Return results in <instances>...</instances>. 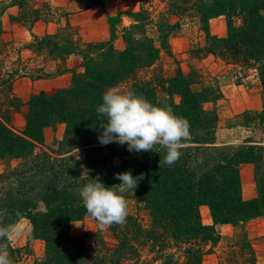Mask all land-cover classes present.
I'll return each instance as SVG.
<instances>
[{"label": "trees", "instance_id": "trees-1", "mask_svg": "<svg viewBox=\"0 0 264 264\" xmlns=\"http://www.w3.org/2000/svg\"><path fill=\"white\" fill-rule=\"evenodd\" d=\"M88 2L104 9L103 0ZM37 12L31 11L34 20L41 17ZM104 12L110 27L107 39L83 41L68 27L33 36L31 46L38 52L61 60L73 54L81 57L79 69L65 68L72 73L68 86L32 94L23 102L11 92L9 79L0 78V162L5 165L0 172L5 190L0 224L15 225L21 217L29 220L32 237L44 242V253L34 264H201L208 252L205 246H214L220 238L214 224L236 225L264 215V145H213L218 116L206 105L222 96L217 80H205L194 68L184 72L178 66L167 74L156 65L161 51L171 54L168 36L177 27L172 18L187 19L205 33L203 50L254 68L264 80V0H140L137 9L126 12L128 25L121 24L120 11ZM218 16L226 18L224 36L209 31V21ZM21 20L26 21L25 16ZM120 83L153 103L170 105L190 122L182 155L171 167H159L165 155L159 146L158 152H138L117 165L112 156L134 151L125 149L127 144L99 142V122L104 118L96 109L103 93ZM23 105L24 127L16 130L11 117ZM240 115L264 127V106ZM60 122L66 125V142L86 146L83 164L69 156L35 152V144L43 141V128ZM243 163L252 164L254 172L256 197L249 200L241 197ZM129 169L134 176L144 173L134 193H126L144 205L148 223L129 212L123 227L108 228L113 245L99 234L93 241L71 234V222L86 213L79 190L87 181L81 173L88 171L89 179L99 176L111 186L120 183L116 173ZM201 205L209 208L212 225L201 222ZM237 243L241 253L234 251L232 256L245 254L247 264H258L244 234ZM8 248L13 260L20 249L9 242ZM238 256L229 263L238 262Z\"/></svg>", "mask_w": 264, "mask_h": 264}, {"label": "rangeland", "instance_id": "rangeland-1", "mask_svg": "<svg viewBox=\"0 0 264 264\" xmlns=\"http://www.w3.org/2000/svg\"><path fill=\"white\" fill-rule=\"evenodd\" d=\"M105 2L103 0L104 9L96 6V12H83L78 15L77 24L74 22V25H71L69 18L74 19L73 13L92 6L88 0H0V74L3 75L0 78L9 79L11 92L25 102L32 94L50 93L57 88L68 86L72 73L65 68H78L81 62V57L76 54L61 60L52 58L46 51L38 52L31 46L34 35L43 36L68 27L83 41L107 39L110 27L104 10L112 15L120 11L121 24L128 25L131 20L126 12L135 10L140 5V0ZM34 8L41 14L36 20L31 15ZM23 16L26 21L21 20ZM43 17L46 21H43ZM172 22L177 23V27L168 36L171 54L167 55L161 51L156 66L167 74L173 73L178 66L184 72L194 68L205 80H217L222 96L214 104L206 105L214 107L218 116L213 145L232 147L264 145V127L250 121L245 122L240 115L244 111L256 112L262 109L264 80L257 75L254 68L233 63L203 50L206 37L197 22L187 19L177 21L176 18H172ZM226 27L224 16L209 21L211 34L224 36ZM116 86L125 88L123 83ZM25 109L26 105H23L20 111H14L12 114L10 124L16 130H22L24 127ZM239 123L248 126L237 125ZM65 128L66 125L62 122L45 126L42 131L43 141L36 143L34 150L37 153L45 151L56 157L69 156L83 164L86 146L75 147L72 142H66ZM134 156H139V153L115 155L111 159L114 164L121 165ZM4 168L5 165L0 162V172H3ZM239 171L241 197L244 200L256 197L252 164H241ZM4 194L5 190L0 182V197H5ZM124 195L128 200L129 212L138 215L142 224H147L149 217L144 205L130 194ZM199 211L201 222L212 225L209 208L201 205ZM15 225L18 230L8 242L13 248H19L20 252L18 255L14 254L16 256L13 264H34L44 253V242L32 237L31 224L26 217H21ZM214 227L220 238L214 246L210 243L205 246L208 252L202 257L201 264H247L244 258L248 255L241 254L239 257L237 254L232 256L231 253L234 251L241 253L237 242L243 234L251 244L256 262L264 264V215L252 217L236 225L224 223L214 224ZM69 232L84 236L87 241H93L96 234H99L108 245H113L115 241L113 234L108 229L100 230L96 221L87 213L81 219L71 222ZM237 256L238 262L229 263Z\"/></svg>", "mask_w": 264, "mask_h": 264}, {"label": "clouds", "instance_id": "clouds-1", "mask_svg": "<svg viewBox=\"0 0 264 264\" xmlns=\"http://www.w3.org/2000/svg\"><path fill=\"white\" fill-rule=\"evenodd\" d=\"M96 111L104 118L99 122L98 140L102 145L127 144L130 152H158L159 146L165 150L159 167H171L179 160L184 141L190 135V122L185 117L166 103H153L133 88L109 87ZM80 177L87 181L79 190L82 205L98 228L123 227L129 214L124 194L129 190L134 193L144 173L134 176L130 169L116 173L120 183L111 186H106L99 176L89 179L91 176L85 170ZM17 230L14 224H0V264H13L8 241Z\"/></svg>", "mask_w": 264, "mask_h": 264}, {"label": "crops", "instance_id": "crops-1", "mask_svg": "<svg viewBox=\"0 0 264 264\" xmlns=\"http://www.w3.org/2000/svg\"><path fill=\"white\" fill-rule=\"evenodd\" d=\"M104 2H105V0H104ZM105 4H106V2H105ZM96 9H97L96 6H91V7L88 6L85 10H83L81 12L73 13L74 19L69 18L70 24L71 25H74V22L77 24L76 19H77L78 15H80L81 13H83V12H89V11H95L96 12ZM109 12H112V11L109 10Z\"/></svg>", "mask_w": 264, "mask_h": 264}]
</instances>
